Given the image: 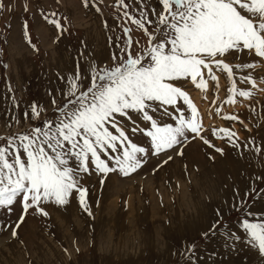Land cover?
Segmentation results:
<instances>
[{
	"label": "rangeland",
	"instance_id": "374dc122",
	"mask_svg": "<svg viewBox=\"0 0 264 264\" xmlns=\"http://www.w3.org/2000/svg\"><path fill=\"white\" fill-rule=\"evenodd\" d=\"M125 3L130 15L139 18L143 5ZM147 3L144 10L149 13L160 7L157 0ZM0 5V146L9 139L19 145L20 136L55 120L58 106L69 99L66 93L75 73L88 75L92 64L112 66V56L120 55L125 40L132 41L129 52L134 56L148 44L147 35L123 16L125 8L117 0H89L88 7L83 0H0ZM49 19H58L62 30ZM125 27L131 29L127 36ZM226 62L233 68L232 79L213 67L218 80H208L203 93L190 79L178 82L197 108L201 135L223 154L189 133L182 147L160 155L149 151L142 166L127 176L119 171L107 177L88 175L84 184L91 215L80 207L76 193L68 205H44L46 216L30 210L19 228L21 205L15 203L11 212L0 209V264H264L258 248L243 242L248 238L240 228L248 210L256 213L255 221L264 219V179H258L264 178V58L233 51ZM241 63L254 67H236ZM87 84L85 80L81 87ZM233 84L251 95H233L236 103H227ZM180 104L190 118L187 105ZM33 105L37 115L31 112ZM132 116L140 127L146 126ZM163 120L175 126L171 118ZM131 127L128 122L132 141L149 148L150 138L132 134ZM220 128L234 132L240 146L212 135ZM257 147L262 151L256 152ZM240 199L247 205L243 211L237 207ZM217 219L223 227L210 232ZM226 230L242 240L233 244ZM190 245L192 251L187 250Z\"/></svg>",
	"mask_w": 264,
	"mask_h": 264
},
{
	"label": "snow or ice",
	"instance_id": "6c2138e0",
	"mask_svg": "<svg viewBox=\"0 0 264 264\" xmlns=\"http://www.w3.org/2000/svg\"><path fill=\"white\" fill-rule=\"evenodd\" d=\"M83 2L85 7L89 6V0ZM135 2L143 5L139 18L130 15L127 10L130 5L125 0H117L125 8L123 16L147 35V46L134 56L129 52L132 41L125 40L119 48L120 55L112 56V66L99 68L92 64L88 75L75 73L66 93L69 99L58 106L59 116L55 120L20 136L19 145L9 139L5 146H0V209L7 208L11 212L15 203L21 205L16 228L30 210L46 216L44 205H68L74 193L78 195L80 207L91 215L87 200L89 189L84 184L88 175L94 172L107 177L119 171L127 176L142 166L149 151L160 155L182 147L189 141V133L223 154V149L201 135L203 127L197 120V108L178 82L190 79L203 93L208 80H218L213 67L232 79L233 68L226 58L233 51L243 54L247 50L264 58V0H157L160 7L151 8L150 13L144 10L149 8L147 0ZM48 23L62 30L58 19H49ZM123 32L127 36L131 29L125 27ZM236 67L254 65L241 63ZM204 70H207V80ZM248 79L244 77L243 82L247 83ZM85 80L87 86L81 87ZM229 92L232 95L227 103L232 104L236 103L233 95H251L236 89L235 84ZM180 101L190 110V118L186 117ZM169 108L178 115L174 116ZM31 112L37 115V106L33 105ZM132 114L146 122V126L140 127ZM163 117L174 120L175 126L164 122ZM224 119L237 120L238 117L225 116ZM128 122L132 125V134L142 132L150 138L149 148L132 141L127 134ZM212 135L227 138L234 148L240 146L238 138L234 139L236 134L228 128L213 129ZM255 151L259 153L262 149L257 147ZM21 152L26 160H22ZM177 154L182 155V150ZM171 159L169 156L163 163ZM100 183H104L103 178ZM252 191H246L245 197ZM234 199L239 198L234 196ZM237 207L243 211L247 205L240 199ZM217 215H221L219 210ZM249 216L255 221L256 213L248 210L240 222L248 238L243 242L252 243L264 257V219L250 222ZM220 227L223 222L217 219L210 232H218ZM12 235H17L15 229ZM225 235L233 244L242 240L241 235L231 230H226ZM187 250L192 251V246Z\"/></svg>",
	"mask_w": 264,
	"mask_h": 264
},
{
	"label": "bare ground",
	"instance_id": "6f19581e",
	"mask_svg": "<svg viewBox=\"0 0 264 264\" xmlns=\"http://www.w3.org/2000/svg\"><path fill=\"white\" fill-rule=\"evenodd\" d=\"M196 101V100H195ZM201 109V108H200Z\"/></svg>",
	"mask_w": 264,
	"mask_h": 264
}]
</instances>
